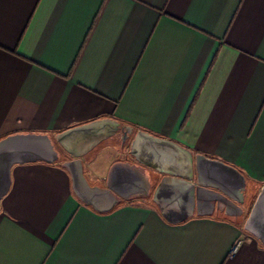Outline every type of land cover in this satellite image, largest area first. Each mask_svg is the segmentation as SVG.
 I'll use <instances>...</instances> for the list:
<instances>
[{
	"label": "crops",
	"instance_id": "0c3cea01",
	"mask_svg": "<svg viewBox=\"0 0 264 264\" xmlns=\"http://www.w3.org/2000/svg\"><path fill=\"white\" fill-rule=\"evenodd\" d=\"M72 129L89 132L75 154L57 140ZM28 132L60 158L12 167L0 264H264L244 228L264 185V0H0V140ZM199 153L245 175L242 214H162L160 179L196 176Z\"/></svg>",
	"mask_w": 264,
	"mask_h": 264
},
{
	"label": "water",
	"instance_id": "95a60500",
	"mask_svg": "<svg viewBox=\"0 0 264 264\" xmlns=\"http://www.w3.org/2000/svg\"><path fill=\"white\" fill-rule=\"evenodd\" d=\"M116 131L117 129L112 128L105 135ZM88 133L86 129L81 131L72 129L60 134L57 140L75 154L70 143L73 144L81 136L88 138ZM144 135L146 134L143 131H139L136 139ZM133 153L135 154L136 151L133 150ZM59 158L60 154L53 139L46 133H15L2 138L0 140V203L11 187L12 167L15 164L36 161L54 163ZM67 165L72 169L75 181L78 183V193L83 196L80 183L85 179L81 162L74 160L67 162ZM195 167L196 176L170 172L160 179L156 187L154 200L169 221L185 220L195 213L196 207L200 209L202 204L211 208L204 213H211L216 204H223L229 214L243 213L237 203L245 201L247 179L238 168L202 153L196 154ZM244 228L264 243V185L245 220Z\"/></svg>",
	"mask_w": 264,
	"mask_h": 264
},
{
	"label": "built area",
	"instance_id": "2783aa9c",
	"mask_svg": "<svg viewBox=\"0 0 264 264\" xmlns=\"http://www.w3.org/2000/svg\"><path fill=\"white\" fill-rule=\"evenodd\" d=\"M240 243H241V240H239L236 245H239Z\"/></svg>",
	"mask_w": 264,
	"mask_h": 264
}]
</instances>
